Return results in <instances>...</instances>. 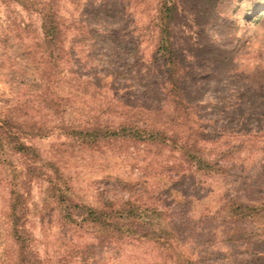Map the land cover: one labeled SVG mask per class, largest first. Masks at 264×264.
Masks as SVG:
<instances>
[{
  "label": "rangeland",
  "instance_id": "rangeland-1",
  "mask_svg": "<svg viewBox=\"0 0 264 264\" xmlns=\"http://www.w3.org/2000/svg\"><path fill=\"white\" fill-rule=\"evenodd\" d=\"M38 1L63 24L58 49L36 6L0 0V122L10 119L32 149L0 146V264H260L264 217L218 210L264 202V0L175 1L164 55L162 0ZM170 75L182 95L173 120ZM167 120L178 131L167 143L68 135ZM187 140L200 150L181 151ZM191 152L220 167L203 168ZM125 202L162 211L143 221L171 232L168 241L77 213Z\"/></svg>",
  "mask_w": 264,
  "mask_h": 264
},
{
  "label": "trees",
  "instance_id": "trees-1",
  "mask_svg": "<svg viewBox=\"0 0 264 264\" xmlns=\"http://www.w3.org/2000/svg\"><path fill=\"white\" fill-rule=\"evenodd\" d=\"M32 6H36V10L39 11L42 14V27L45 30V38L46 42L48 43L49 48L52 50L58 49L59 44L61 43V36H62V29L61 27L63 24L61 23V20L55 10H53L52 7L46 8L45 2H40L38 0H28ZM177 0H162V6L161 10L159 12V15H161V20L163 21L160 25V35H159V43L160 46L158 48L159 54L164 55L163 53H168L169 51V45H168V37L169 36V27L168 24H166L167 20H169L176 8ZM166 16V17H165ZM166 18V20H164ZM164 23V25H163ZM163 25V27H162ZM48 48V49H49ZM167 67L172 71L174 67H176V63L173 60V58H167ZM173 65V66H172ZM170 81L171 87H169L168 90V97L172 105V110L165 111V116L174 118L173 113L175 111V108H177L179 105L182 104L180 100H182L181 95V84L178 82L177 79H172V75H170ZM177 106V107H176ZM170 121H165V127L160 128L156 127L153 129H150L144 124H139L136 126H126V124H121L119 128H115L114 126H108L107 129H102L101 127L97 126L95 128L90 127H83L79 129L74 130H68V135L71 137H75L78 134L83 135L86 140L88 141H94L98 139H105L111 133L120 132L122 134H128V135H143L144 139L146 140H156L161 139V141H165L164 143H167L170 140H174L172 138L173 135L171 133H175L177 135L178 131L176 130L175 124ZM173 124V125H172ZM12 123L10 122V119L5 118L0 122V146H11L15 152L18 153H30L32 149L25 145L21 140H19V130L16 131H10ZM119 130V131H117ZM35 133V132H33ZM42 134V133H40ZM38 134V135H40ZM4 136V137H3ZM159 137V138H158ZM176 140V139H175ZM174 140V141H175ZM5 141V142H4ZM176 143V142H175ZM178 147L181 149V151L188 152L193 151V148L196 147L197 150H200L198 147V144L191 143L188 144V140L182 143L181 141L178 142ZM190 157L193 161H197L203 168L208 167H220L215 161L216 160H207L203 156H195L193 152L190 153ZM82 209L79 208L78 215L79 216H85L87 219H93V222L96 224H100L103 228H111L113 231L120 232L121 234H124L125 236H129L131 234H136L138 236L147 237V236H153L157 241L165 240L168 241V237H166L167 234L171 233L167 230L162 231L161 233L157 232H151L148 227L149 224H147L145 221H143L144 218V212L149 214L151 212H162L158 209H151L149 207H142L136 203H124L123 206L117 207L113 209L112 211H107L106 208L101 207H87V206H81ZM220 213H223L227 216L228 213L234 212L236 215L240 216L242 219L245 218H254L255 216H262L264 217V202L261 206L255 207L250 204H240L237 202H234V200H230L228 203H224L218 210ZM158 215V213H156ZM77 215V216H78ZM163 218L168 220L167 213L161 214ZM171 225V224H170ZM176 225V224H175ZM171 231L176 235H181V231L176 229V227H172ZM245 235V232H243L240 228L238 231L237 238L238 240L241 238H244L245 236H242L241 234ZM127 236V237H128ZM250 236L254 237V234H250ZM249 239V237L247 238ZM255 255L254 260L257 262L259 261L260 264L264 263V255L263 256H257L259 252H253ZM252 260V259H251Z\"/></svg>",
  "mask_w": 264,
  "mask_h": 264
}]
</instances>
